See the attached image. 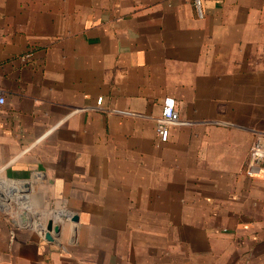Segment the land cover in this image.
Here are the masks:
<instances>
[{"label":"crops","instance_id":"obj_1","mask_svg":"<svg viewBox=\"0 0 264 264\" xmlns=\"http://www.w3.org/2000/svg\"><path fill=\"white\" fill-rule=\"evenodd\" d=\"M203 6L0 0V264H264V0Z\"/></svg>","mask_w":264,"mask_h":264},{"label":"built area","instance_id":"obj_2","mask_svg":"<svg viewBox=\"0 0 264 264\" xmlns=\"http://www.w3.org/2000/svg\"><path fill=\"white\" fill-rule=\"evenodd\" d=\"M190 2L200 18L204 17L203 0H184ZM102 99H99L100 103ZM6 102L4 93L0 90V105ZM180 123L177 109V101L173 97H167L163 101L162 116L157 122L156 132L161 143H166L170 138V127ZM247 176L251 178H264V134L257 136L251 146L247 169Z\"/></svg>","mask_w":264,"mask_h":264},{"label":"water","instance_id":"obj_3","mask_svg":"<svg viewBox=\"0 0 264 264\" xmlns=\"http://www.w3.org/2000/svg\"><path fill=\"white\" fill-rule=\"evenodd\" d=\"M26 190H28L27 185L25 186ZM73 222L78 223L79 222V217L75 216L72 219ZM54 231L56 234H58L60 232V227L59 226H54L53 221H49L48 225H47V233H46V239L53 243L55 242L54 237L51 235V232Z\"/></svg>","mask_w":264,"mask_h":264},{"label":"rangeland","instance_id":"obj_4","mask_svg":"<svg viewBox=\"0 0 264 264\" xmlns=\"http://www.w3.org/2000/svg\"><path fill=\"white\" fill-rule=\"evenodd\" d=\"M13 206H14V208L11 210V212H16L17 203H14Z\"/></svg>","mask_w":264,"mask_h":264}]
</instances>
